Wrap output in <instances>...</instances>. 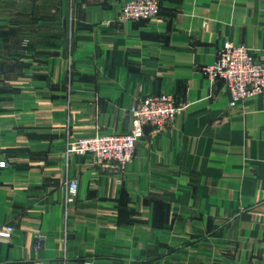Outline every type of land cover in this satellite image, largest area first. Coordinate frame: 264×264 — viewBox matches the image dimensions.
<instances>
[{
	"label": "crops",
	"instance_id": "0c3cea01",
	"mask_svg": "<svg viewBox=\"0 0 264 264\" xmlns=\"http://www.w3.org/2000/svg\"><path fill=\"white\" fill-rule=\"evenodd\" d=\"M125 1L0 0V264H264V93L202 72L226 40L264 62V0ZM161 92L183 109L126 167L67 154Z\"/></svg>",
	"mask_w": 264,
	"mask_h": 264
},
{
	"label": "built area",
	"instance_id": "2783aa9c",
	"mask_svg": "<svg viewBox=\"0 0 264 264\" xmlns=\"http://www.w3.org/2000/svg\"><path fill=\"white\" fill-rule=\"evenodd\" d=\"M159 0H126L120 9L119 21L149 19L159 16ZM202 72L212 81L223 80L230 90V106L239 100L264 93V62L257 59L251 48L226 40L217 53V58L202 67ZM183 106L176 102L168 92L151 93L140 96L130 106L132 125L123 133H94L69 140L67 154L91 155L98 163H113L120 168L126 167L134 158L138 142L145 134L147 125L155 130H163L171 124L182 111ZM7 162H0L4 167ZM79 183L72 179L67 184V201H74L78 194ZM14 231L11 224L0 226V240L8 241ZM42 236H38V243ZM6 264H42L30 261H10Z\"/></svg>",
	"mask_w": 264,
	"mask_h": 264
},
{
	"label": "rangeland",
	"instance_id": "374dc122",
	"mask_svg": "<svg viewBox=\"0 0 264 264\" xmlns=\"http://www.w3.org/2000/svg\"><path fill=\"white\" fill-rule=\"evenodd\" d=\"M130 109V108H129Z\"/></svg>",
	"mask_w": 264,
	"mask_h": 264
}]
</instances>
